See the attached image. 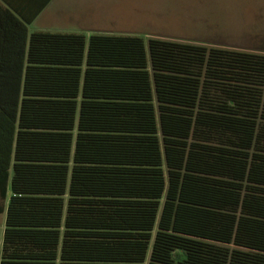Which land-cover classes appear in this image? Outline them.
Segmentation results:
<instances>
[{
	"label": "trees",
	"instance_id": "trees-1",
	"mask_svg": "<svg viewBox=\"0 0 264 264\" xmlns=\"http://www.w3.org/2000/svg\"><path fill=\"white\" fill-rule=\"evenodd\" d=\"M14 70L0 264H264V52L33 31Z\"/></svg>",
	"mask_w": 264,
	"mask_h": 264
},
{
	"label": "rangeland",
	"instance_id": "rangeland-1",
	"mask_svg": "<svg viewBox=\"0 0 264 264\" xmlns=\"http://www.w3.org/2000/svg\"><path fill=\"white\" fill-rule=\"evenodd\" d=\"M123 4L126 16L130 11L151 21L126 18L113 26L115 30L143 28L152 36L264 52V0H123ZM4 204L0 199V207ZM4 214L0 212V245Z\"/></svg>",
	"mask_w": 264,
	"mask_h": 264
},
{
	"label": "crops",
	"instance_id": "crops-1",
	"mask_svg": "<svg viewBox=\"0 0 264 264\" xmlns=\"http://www.w3.org/2000/svg\"><path fill=\"white\" fill-rule=\"evenodd\" d=\"M122 5L123 0H0V72L15 71L19 59L26 56L27 41L33 31L80 33L85 39L91 34L142 33L143 39L152 36L143 28H113L126 18L151 21L144 14L130 11L126 16V5L125 14Z\"/></svg>",
	"mask_w": 264,
	"mask_h": 264
}]
</instances>
